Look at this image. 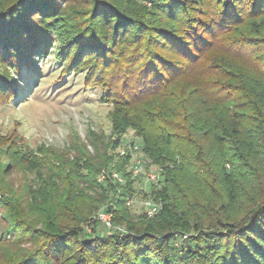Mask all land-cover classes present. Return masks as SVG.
Segmentation results:
<instances>
[{"label":"rangeland","instance_id":"374dc122","mask_svg":"<svg viewBox=\"0 0 264 264\" xmlns=\"http://www.w3.org/2000/svg\"><path fill=\"white\" fill-rule=\"evenodd\" d=\"M116 1H124L122 8L143 19L176 26L152 0ZM54 3L57 11L44 18L43 39L32 61L16 65L0 58V264L35 247L27 231L64 228L73 219L97 221L122 191L127 221L146 215V203L160 212V197L153 190L179 204L200 195L216 198L223 217L239 219L264 192V130L253 118L232 123L239 109L236 99L225 107L206 106L202 99L208 89L246 80L264 109V84L235 55L264 57V16L220 33L181 79L162 93L135 101L91 74L90 60L83 66L87 55L76 61L72 44L85 26L78 18L90 11L88 0ZM218 123L233 136L220 131ZM158 135L172 137L164 150L165 167L177 184L169 187L163 168L150 158ZM238 145L245 152L243 160L236 157ZM201 153L214 168L210 174L198 165ZM218 163L221 174L215 172ZM155 173L159 180L151 182L148 177ZM106 233L100 224L94 231L83 226L85 235ZM181 235L188 239L194 234Z\"/></svg>","mask_w":264,"mask_h":264},{"label":"trees","instance_id":"16d2710c","mask_svg":"<svg viewBox=\"0 0 264 264\" xmlns=\"http://www.w3.org/2000/svg\"><path fill=\"white\" fill-rule=\"evenodd\" d=\"M53 3L54 0H0V58L16 65L32 61L43 39L44 18L57 11ZM88 3L90 11L78 18L85 26L72 44L76 61L87 55L83 66L90 60L91 74L104 80L114 92L135 101L162 93L181 79L186 69L209 51L220 33L264 16V0H152L166 20L176 23L166 28L122 8L124 1ZM235 55L254 68L264 84L263 55ZM254 95L246 80H238L236 84L226 82L208 89L202 103L225 107L236 99L239 109L233 112L232 123L242 125L253 118L261 122L254 124L264 130V109ZM218 124L220 131L233 136L224 123ZM171 145L170 135H158L150 154L153 163L164 170L166 187L177 184L175 175L165 167L164 150ZM235 153L245 159L239 145ZM197 157L198 165H205V172L214 171L202 153ZM224 161L231 162L229 158ZM222 165L218 163L217 174H221ZM123 177L128 180V176ZM163 193L152 191L160 197V212L152 219L141 215L134 222L127 221L128 215L123 212L126 192L119 193L105 210L111 215V229L104 236L83 234V226H91L94 231L100 224L92 219H73L64 228L47 231L29 230L25 235H30L27 238L35 247L10 264H264V192L239 219L232 221L221 215L223 205H218L216 198L200 195L179 204ZM190 232L192 237L182 238L181 234Z\"/></svg>","mask_w":264,"mask_h":264},{"label":"built area","instance_id":"2783aa9c","mask_svg":"<svg viewBox=\"0 0 264 264\" xmlns=\"http://www.w3.org/2000/svg\"><path fill=\"white\" fill-rule=\"evenodd\" d=\"M105 176V175H104ZM160 177L159 173H155L148 177L151 182L158 181ZM145 209H146V216L147 218H153L158 214L159 207L153 203H146L145 204ZM97 221L100 223L101 226L104 227L106 230L111 229V215L107 213L106 211H101L97 215Z\"/></svg>","mask_w":264,"mask_h":264}]
</instances>
